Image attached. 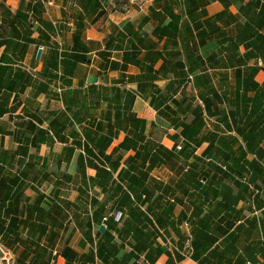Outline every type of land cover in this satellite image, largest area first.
Wrapping results in <instances>:
<instances>
[{
  "label": "crops",
  "instance_id": "obj_1",
  "mask_svg": "<svg viewBox=\"0 0 264 264\" xmlns=\"http://www.w3.org/2000/svg\"><path fill=\"white\" fill-rule=\"evenodd\" d=\"M0 240L264 264V0H0Z\"/></svg>",
  "mask_w": 264,
  "mask_h": 264
},
{
  "label": "built area",
  "instance_id": "obj_2",
  "mask_svg": "<svg viewBox=\"0 0 264 264\" xmlns=\"http://www.w3.org/2000/svg\"><path fill=\"white\" fill-rule=\"evenodd\" d=\"M178 148L180 146H177ZM0 264H14L13 252L0 240Z\"/></svg>",
  "mask_w": 264,
  "mask_h": 264
},
{
  "label": "water",
  "instance_id": "obj_3",
  "mask_svg": "<svg viewBox=\"0 0 264 264\" xmlns=\"http://www.w3.org/2000/svg\"><path fill=\"white\" fill-rule=\"evenodd\" d=\"M41 49H38V51H37V56L40 54V51ZM94 81H96V76H93V75H89L88 77H87V82H94ZM99 230H101V231H103V225H100L99 226Z\"/></svg>",
  "mask_w": 264,
  "mask_h": 264
}]
</instances>
